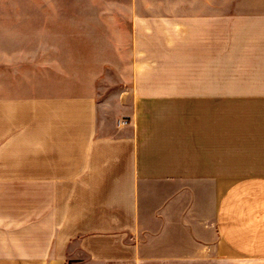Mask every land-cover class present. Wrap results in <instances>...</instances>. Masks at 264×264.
Returning <instances> with one entry per match:
<instances>
[{
    "label": "crops",
    "instance_id": "obj_1",
    "mask_svg": "<svg viewBox=\"0 0 264 264\" xmlns=\"http://www.w3.org/2000/svg\"><path fill=\"white\" fill-rule=\"evenodd\" d=\"M24 1L132 22L131 109L4 46L0 264H264V0Z\"/></svg>",
    "mask_w": 264,
    "mask_h": 264
},
{
    "label": "rangeland",
    "instance_id": "obj_2",
    "mask_svg": "<svg viewBox=\"0 0 264 264\" xmlns=\"http://www.w3.org/2000/svg\"><path fill=\"white\" fill-rule=\"evenodd\" d=\"M26 8L24 0H0V58L12 42L18 60L48 66L51 84L92 86L105 132L115 131L131 109L132 22H30Z\"/></svg>",
    "mask_w": 264,
    "mask_h": 264
},
{
    "label": "built area",
    "instance_id": "obj_3",
    "mask_svg": "<svg viewBox=\"0 0 264 264\" xmlns=\"http://www.w3.org/2000/svg\"><path fill=\"white\" fill-rule=\"evenodd\" d=\"M123 122H124V123H126V122H127V120H123Z\"/></svg>",
    "mask_w": 264,
    "mask_h": 264
}]
</instances>
